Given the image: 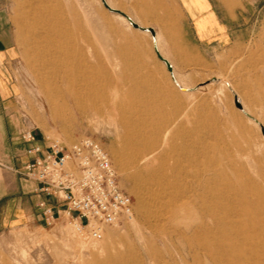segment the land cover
Segmentation results:
<instances>
[{
  "label": "rangeland",
  "instance_id": "374dc122",
  "mask_svg": "<svg viewBox=\"0 0 264 264\" xmlns=\"http://www.w3.org/2000/svg\"><path fill=\"white\" fill-rule=\"evenodd\" d=\"M107 2L130 16L137 17L139 7L148 10L143 15H155L154 5L141 6L138 0ZM47 9L53 12H42ZM247 15L253 21L264 19V3ZM0 22L6 23L11 39L13 110L27 128L42 133L48 141H60L66 146L85 137L100 141L111 156L121 187L134 201V218L105 226L100 239L93 238L86 226L82 227V235L76 228L78 220L68 212L51 224L7 229L0 234V264H96L112 258L119 261L128 250L131 255L134 253L129 257L133 264H226L216 258L209 261L196 238L198 233L205 237L206 227H214L215 221L209 213L203 214V202L192 199L189 189L179 196V206L171 215L143 209L141 192L146 197H156L160 187L150 183V187L142 189L137 185L133 173L136 146L119 116L116 99L122 98L130 87H139L148 110L159 113L160 119L164 114L172 120L182 117L188 129L198 133L187 139L180 133L178 143L184 148L192 144L193 149L199 144L205 157L214 154L219 165L229 159L235 169L246 173L237 186L235 196L239 197L250 182L255 188L264 186V83L262 89L257 87L260 77L264 80V43L257 39L233 50L222 49L216 61L202 70L196 66L195 54L173 43L172 37L164 36L161 29L155 40L152 32L133 27L102 0H0ZM135 22L152 25L155 30L164 23L138 18ZM58 28V41L66 42L65 45L77 42L78 56L89 54L87 57L94 64L101 58L111 79H119L120 92L109 85L104 97L93 105L86 96L78 99L68 93L64 75L47 74L39 56L43 48L40 42L46 35L43 29L53 34ZM255 31L260 37L259 29ZM157 50L169 58L171 65L175 64L177 80L190 90L179 88ZM189 146L187 149H192ZM113 148L123 155L126 168L120 167ZM181 151L173 153L175 161L181 160ZM139 171L148 174L146 167ZM218 181L225 183L226 177ZM242 219L240 214L234 218ZM225 254L232 259L242 253L231 249ZM253 264H264V259L254 260Z\"/></svg>",
  "mask_w": 264,
  "mask_h": 264
},
{
  "label": "bare ground",
  "instance_id": "6f19581e",
  "mask_svg": "<svg viewBox=\"0 0 264 264\" xmlns=\"http://www.w3.org/2000/svg\"><path fill=\"white\" fill-rule=\"evenodd\" d=\"M45 11L53 12L50 9L42 12ZM43 31L46 35L45 38L42 37L44 41L40 42L43 48L42 50L40 49L39 56L44 61L42 63L48 70V75L58 74L60 77L65 76L68 93L78 99L86 96L95 105L99 99L104 97L109 85L111 87L114 85L115 89L120 92L118 89L119 79H111V75L108 74L109 72L107 73L108 68L103 64L101 58L98 64H94L90 57H87L89 54L87 56L86 54L78 56L76 54L78 51L77 42L73 41V43L71 41L70 45H65L64 43L66 42L58 41L61 37L59 28L53 34L48 33L45 29ZM40 33H42V29ZM152 35L157 40L156 33ZM85 36L83 34L84 39H86ZM132 43H129V45ZM124 56V54H121V58H124ZM140 65L141 67L143 66L142 64ZM127 66H131V63ZM138 66L136 69L139 68ZM171 75L179 88L190 90V88L184 87L177 80L173 70ZM137 88L130 87V90L125 92L122 98L115 99L116 107L119 106V116L123 119L126 132L136 146V151L133 154V173L137 185L142 189L147 188V186L150 187V183L160 187L157 189L156 186L158 190L154 194L156 197L149 198L141 192L139 198L144 205L143 209L147 208L150 213L171 215L173 210L179 206V196L189 189L192 192V199L199 198L203 202L201 206L203 214L209 213L215 221L214 227H206L205 237L199 233L196 237L202 249L205 250V255L209 261L216 258L226 264H253L254 260H263L264 186L259 185V187L255 188L250 182L244 187L242 195L236 197L237 186L246 178V173L235 169L233 162L229 159L219 165L220 162L214 154L205 157V150L203 152L199 144V146L196 144V149L191 147L192 144L188 145L192 149H187L188 146L184 148V145L177 141L179 134L184 133L187 139L193 136V133L198 132H195L194 129L189 130L182 117L179 118L180 120H172L164 114L163 119H160L159 113L150 112L144 101L146 97L144 99L140 97V90ZM237 102H239L238 99ZM205 148H208V146L205 145ZM178 149L179 151L181 149L184 150L179 154L181 155V160L175 161L172 155ZM112 150L120 167L126 168L123 155L117 149L113 148ZM175 159L177 160V158ZM142 166L148 169L147 175L140 173L139 170ZM223 176L226 177V182L220 183L218 179ZM144 192L146 191L144 190ZM239 214L243 219L241 221L234 220L236 215ZM82 227L83 225L78 220L76 228L82 235H85ZM231 249H236L242 254L230 259L225 253ZM130 255L131 250H128L127 254L123 256L124 258L122 257L119 261L112 258L96 264H133L129 258Z\"/></svg>",
  "mask_w": 264,
  "mask_h": 264
},
{
  "label": "crops",
  "instance_id": "0c3cea01",
  "mask_svg": "<svg viewBox=\"0 0 264 264\" xmlns=\"http://www.w3.org/2000/svg\"><path fill=\"white\" fill-rule=\"evenodd\" d=\"M262 3L264 0H138L141 6L154 5L155 15H143L148 10L140 7L137 17L122 11L134 21L136 18L164 21L156 30L152 25L148 27L156 35L161 29L164 36L172 37L173 43L185 46L189 53L195 54L197 68L204 70L205 65L216 61L222 49L233 50L257 39L264 43V19L253 21L247 15ZM257 28L260 37L256 35ZM11 58L10 34L6 23L0 22V234L12 227L47 224L40 208L42 200L47 201L54 218L66 212L63 202L40 193V184L18 171L28 160L26 150L30 143L22 137L27 126L13 110ZM165 59L169 61L168 57ZM263 83L260 77L257 87L262 89ZM34 134L40 142H45L42 133L34 129Z\"/></svg>",
  "mask_w": 264,
  "mask_h": 264
},
{
  "label": "built area",
  "instance_id": "2783aa9c",
  "mask_svg": "<svg viewBox=\"0 0 264 264\" xmlns=\"http://www.w3.org/2000/svg\"><path fill=\"white\" fill-rule=\"evenodd\" d=\"M30 143L28 160L18 171L37 181L39 192L64 203L66 212L89 229L95 239L103 237L104 227L134 218V201L121 187L107 148L92 137L66 146L60 141L40 142L34 129L25 130ZM47 224L55 219L46 200L40 202Z\"/></svg>",
  "mask_w": 264,
  "mask_h": 264
},
{
  "label": "water",
  "instance_id": "95a60500",
  "mask_svg": "<svg viewBox=\"0 0 264 264\" xmlns=\"http://www.w3.org/2000/svg\"><path fill=\"white\" fill-rule=\"evenodd\" d=\"M102 1H103L104 5H105L110 11H113V12H115V13L121 14V15H123L124 17H126V18L132 23L133 27H135V28H137V29H141V30H143V31H150V32H152V34H155V33H156L155 30H154L153 28H151V27H143V26L140 25L139 23L135 22V21H134L130 16H128L124 11H122V10H120V9L113 8V7L107 2V0H102ZM157 52H158L159 57H160L163 61H165V62L167 63L169 70L172 71V70H173V67H172L171 63L168 62V60L165 59V58L163 57V55H162L158 50H157ZM183 90H184V89H183ZM238 104H240V102H238ZM240 106H241V104H240Z\"/></svg>",
  "mask_w": 264,
  "mask_h": 264
}]
</instances>
